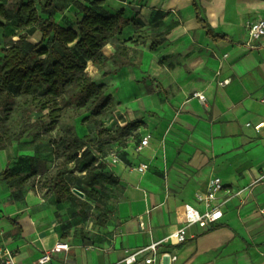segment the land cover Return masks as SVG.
I'll use <instances>...</instances> for the list:
<instances>
[{"label":"crops","instance_id":"crops-1","mask_svg":"<svg viewBox=\"0 0 264 264\" xmlns=\"http://www.w3.org/2000/svg\"><path fill=\"white\" fill-rule=\"evenodd\" d=\"M195 1L201 17L228 42L207 36L191 0H103L108 14L139 15L142 31L167 34L153 51L152 41L137 43L130 27L104 53L127 48L132 66L106 78L92 66L109 95L123 99L125 126H141L110 166L118 185L111 187L105 227L96 217L87 219L81 206L70 214V206L58 205L48 190L9 189L2 177L9 162L0 155V241L17 264H39L59 244L69 251L54 253L48 264H125L181 229L186 205L205 211L198 197L215 177L224 186L215 202L223 218L209 229L190 227L187 241L175 249V264H264V38L253 49L246 46L247 24L264 20V0ZM0 5L7 9L5 0ZM65 5L56 0L60 25L82 19ZM116 69L110 62L107 71ZM146 137L149 146L137 152ZM141 166L147 169L140 172ZM135 264H144L143 258Z\"/></svg>","mask_w":264,"mask_h":264},{"label":"trees","instance_id":"trees-1","mask_svg":"<svg viewBox=\"0 0 264 264\" xmlns=\"http://www.w3.org/2000/svg\"><path fill=\"white\" fill-rule=\"evenodd\" d=\"M193 7L196 19L201 29L215 43L228 42L227 35L217 33L211 25L201 17V10L195 0ZM38 3H43L45 17L37 9ZM103 0H90L88 5L79 0H67L83 16L75 24L62 26L57 22L56 0H27L21 4L15 16L4 5H0V28H5L14 20L19 21V27L38 33L37 43L27 39H19L9 47L0 63V151H4L12 142H20L30 128L28 119L34 113H46L49 123L38 119L45 134L53 132L59 125L62 116L60 100L65 96L68 88L75 92L79 107H92L90 118L98 129L96 138L80 137L75 127H71L58 140L54 148L65 159L64 166L75 165L82 176H76L62 168H58L54 175L46 179L45 186L48 194L58 205L75 203L83 209L90 207L89 201H82L73 193L74 189L81 191L86 198L102 197L98 190L105 187L117 186L118 180L105 171L107 148L117 140L128 136L131 131L141 125L134 123L109 131L103 127L100 118L105 115L114 102L111 95H107L108 88L104 84H97L88 74L89 64L103 73V77L117 74L118 70L132 66L130 50L117 47L114 55L108 57L104 53L105 47L116 37L122 36L126 29L133 27L137 30V43L152 41V50H156L167 40V34L158 33L148 35L142 31L145 23L139 15L127 18L124 12L108 14L102 8ZM64 7V8H65ZM26 14V20L22 19ZM1 19L6 21L5 24ZM113 62L117 67L114 71H107ZM15 121V126L8 124ZM37 176L36 167L30 174L16 173L7 167L2 177L11 190H22ZM107 203L95 207L96 221L101 227L108 223L109 216L105 212ZM15 223V222H13Z\"/></svg>","mask_w":264,"mask_h":264},{"label":"rangeland","instance_id":"rangeland-1","mask_svg":"<svg viewBox=\"0 0 264 264\" xmlns=\"http://www.w3.org/2000/svg\"><path fill=\"white\" fill-rule=\"evenodd\" d=\"M5 2L8 5L7 9L13 16H15L21 4L27 2V0H5ZM37 9L42 17L46 16L43 3H38ZM68 13V18L70 21L74 22L77 18L73 13ZM56 17L57 21L60 23L61 15H57ZM26 18L27 15L22 14V19L26 20ZM6 28L7 29L2 32L0 31V63L3 61L6 50L19 39H27L34 43H37L40 40V35L38 33L32 34L29 30L20 28L17 19L6 26ZM87 72L97 84H100L101 79L99 78V75L96 74V70L92 68V65H89ZM107 95H109V91H107ZM137 101L138 100H136V102ZM60 103L62 107V116L58 127L53 132L45 134L42 128L43 126L37 122L38 119H43L44 123H49L48 118L45 116L46 113H34L32 116H29L28 123L30 128L26 132L25 138L20 142H12L4 151H0L2 158L9 162L8 166L15 170V172H23V175H28L30 174L31 167H36L37 176L33 178L27 186L33 190H38L39 192H44L48 189L45 186L46 179L49 176L54 175L58 168H62L64 171L70 169L69 172L76 176L83 175L80 169L75 168L74 164L69 165V168L64 166L65 159L61 156L62 154H58L54 148L53 143L55 141H58L71 127H75L76 132L82 138L89 136L94 139L98 135V129L95 125L90 120L86 121V119L91 116L92 107H79L73 89L68 88L65 96L61 98ZM122 104L123 99L117 98L109 107L105 115L100 118L103 127L107 130L116 131L118 128L124 127L125 123L129 120L127 112L122 108ZM8 125L14 127L15 121L12 120ZM130 135L133 136V134ZM127 142H129V136L117 140L107 148L108 154L103 160V162L106 163L105 171L107 173L111 174L110 166L115 165V159L118 161L122 153L121 149ZM15 157H17V163L12 161V158ZM111 187L112 186L109 185L102 190H98L102 197L93 196L91 198H82V201L90 202V207L86 210L87 212L85 215L87 219H93L96 217V206L99 208L104 202L108 203L110 201L112 197ZM67 205L70 206V214H75V209L78 205L75 203H68Z\"/></svg>","mask_w":264,"mask_h":264},{"label":"built area","instance_id":"built-area-1","mask_svg":"<svg viewBox=\"0 0 264 264\" xmlns=\"http://www.w3.org/2000/svg\"><path fill=\"white\" fill-rule=\"evenodd\" d=\"M248 41L246 46L253 49L264 38V20H258L249 23L248 26ZM225 81L222 85L228 84ZM200 101H205V98L198 95ZM264 103V101H263ZM261 126L257 129L260 130ZM150 144V138H144L138 145L136 151L141 152ZM114 163H117L115 159ZM146 166L139 168L140 172H144ZM224 189L222 180L218 177L210 180L207 192L198 197V202L205 205V211H200L191 205L185 207V225L167 237L166 239L153 243L150 246L130 255L124 261L125 264H135L139 257L143 258L144 264H175L178 261V255L175 252L177 246L184 244L187 241V230L190 227L198 226L201 229H209L217 225L223 218V211L221 205H215L217 195ZM144 224L142 227L144 228ZM61 251H69V246L66 244H59L50 252L45 253L39 260V264H48L52 261V255ZM0 264H17L14 252L0 241Z\"/></svg>","mask_w":264,"mask_h":264},{"label":"water","instance_id":"water-1","mask_svg":"<svg viewBox=\"0 0 264 264\" xmlns=\"http://www.w3.org/2000/svg\"><path fill=\"white\" fill-rule=\"evenodd\" d=\"M73 193H74L76 196H78L79 198H84V197H85V195H84L81 191H79V190H77V189H74V190H73Z\"/></svg>","mask_w":264,"mask_h":264}]
</instances>
